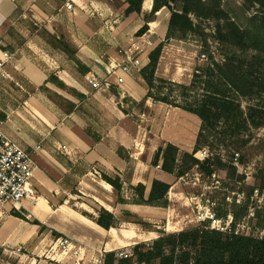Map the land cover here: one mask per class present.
I'll return each instance as SVG.
<instances>
[{"label":"crops","instance_id":"obj_1","mask_svg":"<svg viewBox=\"0 0 264 264\" xmlns=\"http://www.w3.org/2000/svg\"><path fill=\"white\" fill-rule=\"evenodd\" d=\"M152 3L127 15V0H0V57L12 53L0 73V114L4 132L31 152L39 195L34 203L0 201V264H93L137 237H157L141 223L159 207L137 203L134 187L144 184L147 193L155 178L172 174L152 165L159 139L150 140L144 121L149 110L154 118L172 107L188 111L146 98L139 70L167 40L170 15L162 19V8L137 36ZM133 42L140 66L115 67ZM103 174L120 176L125 203ZM103 208L116 218L109 228L97 221Z\"/></svg>","mask_w":264,"mask_h":264},{"label":"trees","instance_id":"obj_2","mask_svg":"<svg viewBox=\"0 0 264 264\" xmlns=\"http://www.w3.org/2000/svg\"><path fill=\"white\" fill-rule=\"evenodd\" d=\"M143 1L127 0L124 13L140 14ZM223 5L224 0H153L151 10L144 14L145 23L136 33L137 36L143 35L149 29L148 23L162 8L170 14L167 40L185 39L196 32L200 34L201 26L194 23L191 14L217 21L214 41L221 58L216 57L214 50H205L207 61L196 68L189 83L157 76L164 42L150 51L149 62L139 70L148 88L146 98L178 106L201 119L193 152L180 153L179 147L171 142H165L157 149L152 165H159L169 174L183 175L193 165L208 174L229 167L235 170L219 155L203 161L192 158V155L212 137L222 146L236 150L238 159L244 163L245 149L253 131L264 127V0H243L244 10L249 14L241 23ZM114 92L119 95L116 90ZM243 99L248 101L247 104H243ZM0 117L4 116L0 114ZM103 178L112 184L118 202L125 203L120 176L113 178L103 174ZM256 180L257 186L243 185L239 189L246 191L247 201L233 202L228 211L216 207L217 217L225 219L229 213L232 215L229 231L210 228L209 220L176 232L159 228L157 237L151 242L135 245L133 256L118 258L111 251L103 257L102 264H264V236L235 233L237 223L248 214V201L254 190L264 188V167L259 169ZM171 184L169 180L155 178L147 193L146 186L138 184L134 187L138 195L136 202L166 208ZM97 221L105 228L116 224L114 214L104 208ZM2 256L0 248V258Z\"/></svg>","mask_w":264,"mask_h":264},{"label":"rangeland","instance_id":"obj_3","mask_svg":"<svg viewBox=\"0 0 264 264\" xmlns=\"http://www.w3.org/2000/svg\"><path fill=\"white\" fill-rule=\"evenodd\" d=\"M223 6L240 23L245 19L246 14H249L244 10L243 0H224ZM168 12L167 9H164L161 18H166ZM191 17L196 25L201 26L203 33L201 31L200 34L198 32L192 33L185 39L164 40V48L156 74L167 75L175 81L189 83L196 68L207 61L205 50H214L217 54L216 57L221 58L216 49L217 43L214 41L217 21L198 18L193 14ZM242 102L245 105L248 101L243 99ZM172 108L171 111L164 113L161 117H157V113L155 118L153 116L156 109L154 111L149 110L144 121V127L146 126L149 130L150 140L154 137L158 138V144L161 146L167 142L168 137L177 142L180 153L193 152L201 127V119L191 112L180 110L176 113V111H172ZM154 132L159 137L153 135ZM263 143L264 127L253 131L249 145L245 149V161L242 163L240 158L238 159L236 150L231 146H222L219 141L210 137L209 142L197 149L192 158L203 161L209 156L219 155L227 162L228 166H234L235 170L229 167L228 170L217 169L213 174H208L202 171L198 165H193L183 175H170L169 179L172 185L168 193L169 205L166 208L155 209L154 212L157 213L148 215L142 221L144 231L153 230L157 233V228L153 226V222H157L160 228L169 232L190 228L202 222L198 220L200 211H206L210 207H215V212L216 207L221 208L222 211H228L233 202L243 203V201H247L246 191H239V189L243 185H258L256 174L260 168L264 167ZM248 202V214L237 223L235 233L264 236V188H256ZM218 219L224 225V230H226V226L231 227L232 215L230 213L225 219L219 217ZM229 229L227 230L229 231ZM144 238L137 237L134 240L136 244L152 241H146Z\"/></svg>","mask_w":264,"mask_h":264},{"label":"built area","instance_id":"obj_4","mask_svg":"<svg viewBox=\"0 0 264 264\" xmlns=\"http://www.w3.org/2000/svg\"><path fill=\"white\" fill-rule=\"evenodd\" d=\"M67 6L68 8L73 7L71 3H68ZM1 44L2 42L0 40V46ZM141 50V46L133 42L129 47L121 50L123 57L120 62H116L115 67H121L124 71H129L132 67L138 68L141 64L139 56ZM11 57L12 53L10 51H2V56L0 57V73L2 75L6 74L5 64ZM89 80L94 85H99L94 76H90ZM118 81L122 82L123 78L119 77ZM3 125L4 119L0 117V201L2 203L12 202L14 204H20L27 200L30 203H34L39 198V195L31 184L35 167L31 152L13 141L4 132ZM198 220L202 222L209 220L208 226L210 228L222 231L229 229L226 226V230H224V225H222L221 220L216 216L215 207H210L206 211H200L198 213ZM135 245H125L113 252L118 258H128L133 256ZM67 246L68 241L66 239L59 240V248L65 249ZM93 264H102V258L95 259Z\"/></svg>","mask_w":264,"mask_h":264}]
</instances>
